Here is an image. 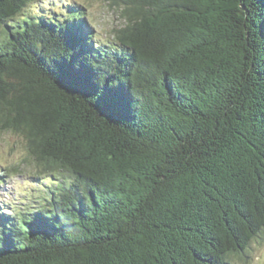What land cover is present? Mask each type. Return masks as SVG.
<instances>
[{
  "label": "trees",
  "instance_id": "1",
  "mask_svg": "<svg viewBox=\"0 0 264 264\" xmlns=\"http://www.w3.org/2000/svg\"><path fill=\"white\" fill-rule=\"evenodd\" d=\"M39 1L0 0V130L45 176L39 203L0 201V264L245 256L264 232V0H109L103 42Z\"/></svg>",
  "mask_w": 264,
  "mask_h": 264
},
{
  "label": "rangeland",
  "instance_id": "2",
  "mask_svg": "<svg viewBox=\"0 0 264 264\" xmlns=\"http://www.w3.org/2000/svg\"><path fill=\"white\" fill-rule=\"evenodd\" d=\"M65 3L83 10L84 19L86 17L91 27V35L99 42L105 41L112 28L123 23L120 8L109 0H40L29 7L28 11L33 14L38 9L42 13H48V6H65ZM66 11L68 10L64 13ZM34 163L26 154L23 139L18 133L0 130V174H3L2 181L0 180L1 202H9L10 205L39 203L41 194L37 181H44L45 176ZM5 212L10 213L11 210ZM232 263L264 264V232L261 237L251 240L245 256L234 259Z\"/></svg>",
  "mask_w": 264,
  "mask_h": 264
}]
</instances>
